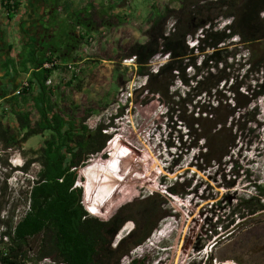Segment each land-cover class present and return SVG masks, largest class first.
<instances>
[{
  "label": "trees",
  "instance_id": "1",
  "mask_svg": "<svg viewBox=\"0 0 264 264\" xmlns=\"http://www.w3.org/2000/svg\"><path fill=\"white\" fill-rule=\"evenodd\" d=\"M176 1L177 9L167 8L151 20V26L144 32L147 43L132 46L126 55L133 58L138 74L145 78V84L135 91L131 102L138 103L144 94L160 97L167 108L168 120H180L186 130V136L178 138L180 150H193L197 154L194 158L201 164L195 167L199 171L221 174L223 182L217 188L233 189L235 179L232 177L240 175V167L232 165L227 180L222 166L228 159L239 157L245 135L251 130L249 126H260L257 117L260 114L258 102L264 98V0ZM51 2L45 9H42L43 4L36 5L35 10L42 13V18L50 14H53L50 18L56 16L53 7L56 0ZM67 5L70 8V4ZM19 7V0L14 9L5 6L8 19L14 18ZM49 8L52 12L47 14ZM167 14L175 20L169 32L165 29ZM77 18L80 21L81 16ZM220 18L230 20V24L218 29ZM200 30L203 37L198 38L196 49L190 48L187 40ZM0 34L1 42L5 43V32ZM65 38L67 41H61L60 48L48 38H43L50 41L45 43L28 35L27 45L23 47L25 58L19 60L21 72H29L30 77L28 87L15 95L12 102L22 98L26 103L28 99L23 97L36 91L31 104L39 115L33 122L30 113H23L12 105L19 133H24L23 141L35 135L47 133L49 136L38 150L32 151L31 160L15 168L16 172L27 174L33 164L40 167L35 179L31 180L28 210L18 221L15 208L6 211L4 201L8 192V169L11 172L14 169L7 160L0 158L1 166L6 169L0 171V264H39L44 259L55 264H121L132 250L152 237L154 230L160 228L165 213H170L163 209L167 201L160 193H152L119 209L116 204L108 215L116 213L107 221L91 216L85 209L84 191L86 195L92 191L100 198L105 194L98 187L92 188V164L81 172V186L79 170L86 166L91 156L106 149L113 138L108 131L124 112L112 116L108 124L100 123L90 129L86 118L64 116L52 106V92L47 84L59 69L57 63L62 59L67 61L63 56L72 54L78 47L77 39L67 35ZM235 38L237 41L233 42ZM241 50H246V54ZM208 51L211 53L207 54ZM159 54L167 55V60L154 70L150 61ZM198 57H202L200 62ZM48 64L52 66L46 67ZM189 69L192 75H188ZM176 82L185 91L174 88ZM117 136L125 139L121 133ZM15 138L13 131L0 119V144L4 151L19 145ZM86 181L90 182L88 186ZM192 186V181L179 183L176 180L166 192L169 196L184 198L197 191ZM248 186L253 191L237 197L236 204H231L228 197L216 203V222L212 220L205 232L209 239L218 237L219 229L231 237L249 217L264 212V184L250 182ZM89 210L96 213L93 208ZM128 222L134 223L133 230L116 241ZM219 244L213 245L211 252Z\"/></svg>",
  "mask_w": 264,
  "mask_h": 264
},
{
  "label": "rangeland",
  "instance_id": "2",
  "mask_svg": "<svg viewBox=\"0 0 264 264\" xmlns=\"http://www.w3.org/2000/svg\"><path fill=\"white\" fill-rule=\"evenodd\" d=\"M23 4L27 11L28 4L25 0ZM55 4L53 7L57 13L55 17H51L53 21L45 19V27L36 24L32 29L26 28L28 33L23 31L27 35L22 41L23 44L28 35L39 42L48 38L60 48L61 41H67L66 35L78 41L77 50L63 56L67 61L62 59L57 63L59 69L47 84L52 92V106L64 116L86 118V125L90 129L96 128L100 123L108 124L112 116L119 111L124 112L123 117L115 119L114 127L108 131L113 138L106 149L101 154L91 156L86 166L79 170L78 180L81 186V172L92 164V188L98 187L105 194L104 198H100L92 191H89V195L84 191L85 209L88 211L93 208L96 215L90 213L91 216L107 221L116 213L108 215L116 204L119 209L152 193H160L167 201L163 209L170 210L161 219L163 221L160 228L154 230V236L132 250L121 260V264H131L133 261H141V264H264V212L249 217L234 230L231 237L224 235V231L220 229L219 239H209L205 233L211 221L216 222V203L228 197L231 204H236L237 197L253 191L248 186L250 182L264 184V98L258 102L259 128L249 126L251 130L245 135L239 157L228 159L222 166L227 180L230 179L231 166L240 167V175L232 177L235 179V187L217 188L223 182L221 174L211 170L199 171L195 167L201 164L198 163V158H194L197 154L193 150H180L178 138L186 136V130L180 120H168L164 101L158 96L144 94L138 103L131 102L135 91L145 84V78L138 74L133 58L126 55L132 46L147 43L148 38L144 32L151 26V20L157 14L164 13L167 8L177 9L178 2L56 0ZM67 4H70V8ZM50 10L52 8L48 9L47 14L52 12ZM35 15V20L43 19L40 11L36 10ZM78 16H81L80 21L77 20ZM166 16L165 29L169 32L175 20L170 14ZM26 18L28 19V15ZM229 24L230 20L220 18L217 28L222 29ZM202 37L200 30L195 37L187 40V44L196 49L198 38ZM232 41L236 42L237 38ZM241 51L246 54V50ZM210 53L208 51L207 54ZM195 55L198 52L195 51ZM201 58L198 57L199 62ZM166 60L167 55H156L150 61V66L156 70ZM51 66L48 64V67ZM187 73L192 75L193 71L189 69ZM25 82H28L27 78L20 82L15 93ZM176 87L185 91L178 82L175 83L174 88ZM32 95H37V92L23 97L28 99L26 103L22 98L12 102L15 94L8 98L9 111L5 117V125L13 131L19 145L4 151L0 144V158L7 160L14 169L12 172L8 169V192L4 201L7 204L6 211L11 207L15 208L16 221L28 210L31 180L35 179L40 167L33 164L27 174L16 172L15 168L19 169L20 165L31 160L34 157L32 151L38 150L49 136L47 133L43 136L35 135L29 141H23L24 133H19L12 105H16L23 113H30L35 122L39 115L32 107ZM120 133L125 139H118L117 135ZM0 171H6L1 164ZM176 180L179 183L192 181V188L197 191L184 198L169 196L166 188ZM89 183L86 181L87 186ZM133 228L134 223L128 222L118 233L116 241L124 238ZM217 242L220 244L211 252ZM152 245L155 248L149 250Z\"/></svg>",
  "mask_w": 264,
  "mask_h": 264
},
{
  "label": "crops",
  "instance_id": "3",
  "mask_svg": "<svg viewBox=\"0 0 264 264\" xmlns=\"http://www.w3.org/2000/svg\"><path fill=\"white\" fill-rule=\"evenodd\" d=\"M19 2L20 7L12 20L8 19V16L5 10L2 8L0 2V32H5L6 40L5 43H2L0 40V119L4 123L5 117L9 111L7 105L8 98L15 94V89L19 87L20 82H22L25 78L29 79L30 77L29 72H21L19 66V60L21 61L25 58L23 47L27 45L28 41L26 40L22 44L24 36L27 35V30L32 29L36 24L38 26H42L44 24L45 26V19H47L49 22L52 21L49 16L53 15H46L45 18L43 17V19L35 20L36 5L39 3L43 4L41 5L42 9H45L47 8L48 3H50V0H25V2L28 4L27 11H30L29 13L24 9L23 0H19ZM30 3L34 4V7H31ZM27 15L28 19L26 18ZM24 30H26V33L23 32ZM0 36L2 35L0 34ZM43 41H45V43L48 42L47 40ZM4 108H7L8 110L5 111Z\"/></svg>",
  "mask_w": 264,
  "mask_h": 264
},
{
  "label": "built area",
  "instance_id": "4",
  "mask_svg": "<svg viewBox=\"0 0 264 264\" xmlns=\"http://www.w3.org/2000/svg\"><path fill=\"white\" fill-rule=\"evenodd\" d=\"M0 2H1V6L5 10L6 14H8L6 9H5V6L10 5L12 7V9H14L13 7L15 5L16 0H0ZM46 67H48V65H46ZM26 87H28V82L23 83L22 86L16 91L15 95H20L21 91ZM0 109H1V103H0ZM4 110L7 111L8 109L4 108ZM88 211H90V210L88 209ZM90 213H91V211H90ZM39 264H55V263L52 262L50 259H44Z\"/></svg>",
  "mask_w": 264,
  "mask_h": 264
},
{
  "label": "bare ground",
  "instance_id": "5",
  "mask_svg": "<svg viewBox=\"0 0 264 264\" xmlns=\"http://www.w3.org/2000/svg\"><path fill=\"white\" fill-rule=\"evenodd\" d=\"M153 236H154V235H153ZM161 238H164V236H161ZM161 238H160V239H161ZM153 248H155L154 245H152L151 248H149V250H152Z\"/></svg>",
  "mask_w": 264,
  "mask_h": 264
},
{
  "label": "water",
  "instance_id": "6",
  "mask_svg": "<svg viewBox=\"0 0 264 264\" xmlns=\"http://www.w3.org/2000/svg\"><path fill=\"white\" fill-rule=\"evenodd\" d=\"M151 261V260H150ZM133 262H136V261H133ZM142 262L141 261H139V262H137V264H141Z\"/></svg>",
  "mask_w": 264,
  "mask_h": 264
},
{
  "label": "clouds",
  "instance_id": "7",
  "mask_svg": "<svg viewBox=\"0 0 264 264\" xmlns=\"http://www.w3.org/2000/svg\"><path fill=\"white\" fill-rule=\"evenodd\" d=\"M23 165H20V167H22ZM22 173V172H21ZM90 213V211H88Z\"/></svg>",
  "mask_w": 264,
  "mask_h": 264
}]
</instances>
